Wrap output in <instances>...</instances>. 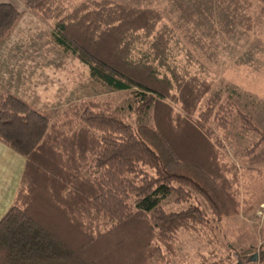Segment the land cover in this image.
I'll use <instances>...</instances> for the list:
<instances>
[{"label": "trees", "instance_id": "1", "mask_svg": "<svg viewBox=\"0 0 264 264\" xmlns=\"http://www.w3.org/2000/svg\"><path fill=\"white\" fill-rule=\"evenodd\" d=\"M21 5L0 3V44L26 11L53 19L57 43L86 63L91 77L125 91L127 110L136 118L149 112L150 121L126 119L109 101L47 113L0 93V142L24 158L0 216V264H168L181 232L212 243L211 222L247 211L241 172L260 171L264 146L255 148L264 134L246 149L244 170L224 159L212 137L213 123L228 127L224 111L243 130L256 128L233 104L226 107L229 98L222 102L219 91L198 107L212 81L169 61L170 31L157 10L90 0L60 16L53 0ZM164 203L187 206L171 211ZM259 247L264 264V242Z\"/></svg>", "mask_w": 264, "mask_h": 264}, {"label": "rangeland", "instance_id": "2", "mask_svg": "<svg viewBox=\"0 0 264 264\" xmlns=\"http://www.w3.org/2000/svg\"><path fill=\"white\" fill-rule=\"evenodd\" d=\"M85 1L90 0H53V7L60 11V16H63ZM112 1L137 8H153L160 13L159 25H165L170 31L169 61L180 72L198 75L204 77L206 81H212L210 90L201 99L198 107L203 106L210 94L219 91L222 102L229 98L226 107L233 104L249 119L256 129L243 130L241 120L235 114L225 111L221 116L227 121L228 127L222 129L215 123L212 124V137L219 139L220 152L224 159L244 170L246 149L259 139L260 134H264V2L259 0ZM25 13L30 15L34 23L39 26L37 31H33L35 34L30 36L38 50L27 51V56L24 58L27 62L21 67L6 66L7 72H12V78L16 77L17 70L20 71L22 81L19 84L14 82L12 84L19 85L20 90L23 89L30 94L29 97L33 102H24L41 112L52 113L79 101H109L126 119L135 118L142 123L150 121L149 112L145 116L136 118L127 110L128 95L125 91L108 87L100 80L91 77L86 63L69 49L54 43L53 19L43 21L28 11L22 16ZM22 16L1 42L0 49L4 44H8L10 37L15 36L14 30ZM0 93L8 94L1 90ZM174 109L178 110L176 106ZM262 146L264 139L255 150ZM259 170H261L259 174L245 173L246 177L250 174L251 179L242 177L246 178L243 186L246 190L264 186V167H259ZM198 202L211 218L207 204L200 198ZM185 206L186 203L163 204L166 210L171 211ZM241 213L243 218L253 217L252 212ZM263 213L261 211L257 214ZM238 215L239 213L211 222L215 226L212 243L204 242L191 231L181 232L176 248L177 256L168 264H212V262L236 264L238 259L249 255L253 249L257 255L259 244L262 243L261 239H264V225H258L261 215H257L259 218H256L255 223H245V220ZM211 230L209 229V232ZM149 264L157 263L151 260Z\"/></svg>", "mask_w": 264, "mask_h": 264}, {"label": "crops", "instance_id": "3", "mask_svg": "<svg viewBox=\"0 0 264 264\" xmlns=\"http://www.w3.org/2000/svg\"><path fill=\"white\" fill-rule=\"evenodd\" d=\"M0 3H9L18 9L22 8L21 0H0ZM38 27L39 26L31 19V16L25 13L14 30L15 34H13L15 36L10 37L11 39L9 40L8 44H4L0 49V90L29 103L33 102L29 97L30 94L24 92L23 89L20 90L19 85L12 84V82L19 84L22 81L23 78L20 75V71L17 70L18 72H16V77L14 76L12 78V72H7L6 66L10 65L21 67L23 63L27 62V60L24 59L27 56V51L33 52V50H38L36 44L30 38V36H33L32 34H35L33 31H37ZM14 38L15 41H13ZM53 39L55 44L60 45L57 43L54 36ZM23 166V156L19 155L0 142V216L9 207L15 196L20 182ZM256 167H264V164L258 165ZM246 172L250 174H259L261 170H249L244 171L243 173L241 172L240 194L244 199V202H246L245 209L247 212H252L251 215L253 217L251 219L247 217L243 218V216L240 215L242 214L241 212L239 213L238 217L245 220V223H255L254 221L256 218H259L257 215H261L257 213L261 211L262 213L264 212V186L257 187L256 189L246 190L243 187L245 184V179H251L250 174L248 177L245 176ZM243 176L246 178L243 179ZM258 225H264V213L259 218ZM261 240L262 242L264 241V239ZM253 256H255V260H253ZM249 258L250 260L242 264H258L257 255H255V253H252Z\"/></svg>", "mask_w": 264, "mask_h": 264}, {"label": "water", "instance_id": "4", "mask_svg": "<svg viewBox=\"0 0 264 264\" xmlns=\"http://www.w3.org/2000/svg\"><path fill=\"white\" fill-rule=\"evenodd\" d=\"M253 260H255V256H253Z\"/></svg>", "mask_w": 264, "mask_h": 264}]
</instances>
